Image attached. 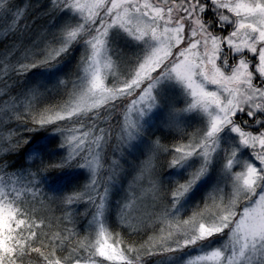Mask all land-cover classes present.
<instances>
[{
	"label": "snow or ice",
	"instance_id": "1",
	"mask_svg": "<svg viewBox=\"0 0 264 264\" xmlns=\"http://www.w3.org/2000/svg\"><path fill=\"white\" fill-rule=\"evenodd\" d=\"M29 9L27 2L0 0V36L24 31ZM65 9L75 21L51 32L42 29L22 62L8 59L21 41L0 56V93L5 94L10 72L51 67L73 41L84 44L79 74L56 85L63 89L61 99L41 104L42 93L32 89L2 101L0 154L27 143L20 129L8 126L18 121L28 125V132L52 125L66 156L17 171L0 159V264H147L150 257L218 235L222 243L183 264H264V0H51L44 15ZM113 29L144 47L124 58L110 49ZM165 80L183 90L185 106L174 111L198 110L206 122L180 129L181 139L173 144L153 141L120 203L124 231L110 228L104 213L122 165L118 157L104 163L105 150L111 144L122 151L140 131L139 118L157 106L155 89ZM225 130L236 136L227 147L220 142ZM242 147L253 160H239ZM221 148L224 185L181 215L179 201L208 172ZM160 152L168 153V167L193 156L200 164L168 187L160 182ZM70 163L91 171L88 183L62 194L45 191L43 174ZM79 201L93 209L84 231L77 226Z\"/></svg>",
	"mask_w": 264,
	"mask_h": 264
},
{
	"label": "rangeland",
	"instance_id": "2",
	"mask_svg": "<svg viewBox=\"0 0 264 264\" xmlns=\"http://www.w3.org/2000/svg\"><path fill=\"white\" fill-rule=\"evenodd\" d=\"M25 2L30 3V9L32 11H35L38 14H42L44 16L43 19L41 18L42 23L38 27H33L34 23L31 20L28 22L26 16L27 28L22 32L17 31L18 36H14L16 38V40L14 41H21L31 47H35L33 42L36 35L39 34L42 29L47 28L51 32L56 27H59L70 20L74 22L77 18L74 13L70 12L67 9L57 13L54 17L50 15H44V12L49 6L51 0H20V3L22 4ZM177 2H179V0H177ZM32 11H29L28 13ZM2 37L3 36H0V38ZM108 41L110 49L118 53L119 49L114 45V43H119L121 45H126V41H128L127 44L134 43L132 46L130 45L127 50L121 51L124 54V58H127V56L129 55L135 54L144 47L142 43L133 41L130 37H128L125 33L118 29H113L110 32ZM77 47L82 51V55L84 52V44L79 41H73V43L65 53L74 50ZM45 69L47 70L42 74V78L34 77L29 81V84H27V90H23V94L21 95V97H23L32 89H37L42 94L44 93L42 97L55 95L57 93V88L59 87H57L56 85L53 86L47 76L58 74L57 70H59V67L53 66L50 68H44L43 70ZM79 72L80 70L77 67L76 74H79ZM111 80L112 77L109 76L108 82L111 83ZM155 92L158 95V104L156 107L147 110L146 113L139 118L138 127L140 128V131L134 133L133 138L123 146L122 151L116 152L112 148L111 144L105 150V157L103 162L107 164L110 163L112 159H116L118 157L122 165V170L118 174L117 179L123 180H114L109 190L106 210L104 213V221L109 227L111 226V221L119 224L118 210L120 207V203L126 195L128 183L132 176L135 175L140 162L146 159L154 149L153 141L156 138H159L161 143L163 144H173L177 140L181 139L180 129L191 130L195 127L201 126L206 122L205 115L198 110L179 113L174 111L175 108H183L185 106V97L183 94V90L175 81H161V83L157 85ZM1 95L2 93H0V97ZM2 107L3 104H0V108ZM165 132L168 134H172L174 137L171 138V140H167V142H165L163 140V134ZM57 136L59 137L60 133L53 130L44 138V140H49L52 137L56 138ZM220 136V142L224 147L230 146L236 142L235 134L231 133L229 130L223 131ZM60 142L62 143V139L60 140ZM64 150L66 156V146L64 147ZM1 155L3 154H0V156ZM166 155H168V153L166 152H160L158 154L160 163ZM30 157L31 159H29V161L32 162L34 160V155L30 154ZM238 158L240 161L253 160L251 151L246 147L241 148L240 152L238 153ZM199 164L200 158L197 156L189 158L179 166L168 167L166 163L165 168L163 169L161 164L160 182L165 186H173L176 181H182L186 179L189 172L195 167H198ZM72 165L74 167L73 169H76V172L79 171L83 173L86 179L85 184H87L91 177V171L86 167L78 166L74 163H72ZM238 167L239 164L234 165V168ZM223 169L224 157L223 148H221L218 149L214 154L213 159L209 165L208 172L204 176H202L201 179L197 181V183L190 189V191L187 192L179 201L177 208L179 209L181 215L190 214L191 210L195 206L203 203L205 197L209 192L213 190V188L224 185L225 176ZM103 171H106V169H104ZM43 185L44 184L42 183V186ZM51 190L53 191V194H55L56 191L53 189ZM112 214L113 217H111ZM133 215H135V213H133ZM90 220L91 217L89 218L87 224L84 223L85 228H87ZM223 239V236L218 235L216 237L209 238V240L200 242L199 246H193L171 255L167 254L165 264H183L184 260H186L187 257L197 254L201 249H208L218 246L223 242Z\"/></svg>",
	"mask_w": 264,
	"mask_h": 264
},
{
	"label": "trees",
	"instance_id": "3",
	"mask_svg": "<svg viewBox=\"0 0 264 264\" xmlns=\"http://www.w3.org/2000/svg\"><path fill=\"white\" fill-rule=\"evenodd\" d=\"M29 11H32L29 9ZM28 11V12H29ZM43 15L38 14L35 11H32L27 14V20L28 22L31 20L34 24L33 27H38L43 19ZM14 36H18V33H12L7 36H3L0 38V56H3L5 51L11 50L14 40L16 38ZM20 39V37H19ZM128 41H126V45H121L119 43H114L115 46L119 49V53L122 50H127L128 47L133 45L134 43L127 44ZM31 46H28L27 44H24L23 42L20 44L19 47L16 48L14 52H12V55L8 57L10 62H22L24 60V54L25 50L28 49ZM82 51L77 47L74 50L68 51L67 53L61 55L58 58L57 62H54L51 67L58 66L59 70H57V73L54 75L47 76L52 83L53 86L57 85L59 80L63 78H68L76 74L77 72V65L79 63V59L81 56ZM44 68H50L46 66H40L37 65L34 68H31L29 71L20 74V75H13L12 72L9 73V76L7 77L12 81V83L9 86L8 93L2 94L1 98L4 100L8 95H12L15 97H21V91L25 87L26 84H29V81L34 77L42 78V74L47 70H43ZM41 72V73H40ZM40 73V74H39ZM57 79V81H56ZM64 95L63 89L61 87L57 88V93L55 95H49V96H43L41 95L40 102L41 104H49V103H55L57 100L61 99ZM3 104V103H0ZM9 127H14L21 130V134L23 136H27L28 140L27 143L23 144L22 147L18 151H13L8 154H3L0 156V159H4L8 162V168L11 171H17V170H23L28 167H35L37 164L40 163L41 160L46 161H52L56 162L59 161L61 158L65 157V150L64 147H61V135L53 139V141H48L45 148V154L42 151V155L35 158V162H28V156L27 154L31 150L30 141L35 140L36 138L40 139L43 137H46L50 132L53 131V126L49 125L46 127H40L36 128L35 130L28 132L24 131L28 127L26 124H22L18 121H15V123H11L8 125ZM174 136L172 134L164 133L163 134V140L167 142V140H171ZM50 142V143H49ZM16 153V154H12ZM26 153V154H24ZM163 156V155H162ZM168 159V155H166L163 160L161 161L162 168H165L166 161ZM164 165V166H163ZM72 163L69 165H65L60 168L51 169L48 172L44 173L41 177V182L44 184L42 187L45 191L49 193H53V190H55V194H62L65 192H70L73 190H78L84 186L86 183V179L83 174H81L79 171L76 172V169H73ZM55 180H58L59 187L54 188L51 183H53ZM115 181H123V180H115ZM171 187V186H168ZM76 211L78 213H82V215L79 217V223L78 228L81 231L86 230L84 223L87 224L89 218L92 215L93 209L89 207V203L87 201H79L74 205ZM85 209H87V212L85 213ZM55 215L59 217L60 213L55 212ZM187 215V214H186ZM183 215V216H186ZM113 217V214L111 215ZM110 228L118 229L121 231H124V226L120 224H116L111 221ZM167 254L157 255L148 258L147 264H165V260ZM181 256V255H180ZM186 256V254H185Z\"/></svg>",
	"mask_w": 264,
	"mask_h": 264
}]
</instances>
